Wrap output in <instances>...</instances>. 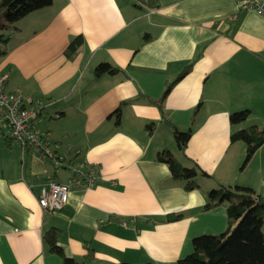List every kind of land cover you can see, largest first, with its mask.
<instances>
[{
	"label": "crops",
	"instance_id": "crops-1",
	"mask_svg": "<svg viewBox=\"0 0 264 264\" xmlns=\"http://www.w3.org/2000/svg\"><path fill=\"white\" fill-rule=\"evenodd\" d=\"M16 27L0 56L7 90L42 98L37 126L79 150L100 178L44 212L40 187L68 173L0 136V264H63L43 245L50 228L77 261L177 264L192 238L226 227L224 205L201 210L209 190L242 187L264 198V143L243 164L245 144L229 140L264 125V17L234 0H52ZM101 62L117 72L96 77ZM244 109L247 120L231 125L229 114ZM166 120L190 127L183 153ZM163 150L209 177L185 190L157 160Z\"/></svg>",
	"mask_w": 264,
	"mask_h": 264
},
{
	"label": "trees",
	"instance_id": "trees-1",
	"mask_svg": "<svg viewBox=\"0 0 264 264\" xmlns=\"http://www.w3.org/2000/svg\"><path fill=\"white\" fill-rule=\"evenodd\" d=\"M146 1V0H143ZM52 0H0V56L4 53V46L9 39V33L17 31L16 23L28 14L51 5ZM78 36L67 45L65 53L68 57L76 52L80 46ZM189 70L187 65L178 74L177 79ZM117 69L108 62H101L95 66L93 74L99 77L104 74H114ZM167 86L161 97L169 92ZM250 114L248 109L229 114L231 125L245 122ZM172 128L173 139L177 149L184 152L191 136L190 127L184 131L177 129L169 121H165ZM231 143L241 141L245 144L243 164L249 161L254 152L264 143V125L247 126L230 134ZM157 160L167 165L171 178L183 183L185 190L199 188L198 177H209L195 162L190 167L181 165L168 150L157 154ZM237 194L226 187L212 189L206 193L203 211L224 205L226 212V227L218 234H203L192 238V251L177 261V264H264V198L253 196L251 191L242 187H235ZM181 216L165 217V221L178 220ZM58 231L50 228L43 232L42 242L47 251L61 258L63 264H89V259L77 261L68 258L57 242ZM128 264V263H121ZM150 264V263H145Z\"/></svg>",
	"mask_w": 264,
	"mask_h": 264
},
{
	"label": "built area",
	"instance_id": "built-area-1",
	"mask_svg": "<svg viewBox=\"0 0 264 264\" xmlns=\"http://www.w3.org/2000/svg\"><path fill=\"white\" fill-rule=\"evenodd\" d=\"M234 1L241 11H253L264 17V0ZM7 78L6 73H0V136L21 151L28 149L48 161L53 170L68 173L66 182L47 177L36 197L42 211H58L67 202L71 190L97 185L98 167L86 159H79L81 152L69 143L53 140L48 131L41 130L36 121L44 108L43 99L23 95L18 90H7Z\"/></svg>",
	"mask_w": 264,
	"mask_h": 264
},
{
	"label": "rangeland",
	"instance_id": "rangeland-1",
	"mask_svg": "<svg viewBox=\"0 0 264 264\" xmlns=\"http://www.w3.org/2000/svg\"><path fill=\"white\" fill-rule=\"evenodd\" d=\"M11 33H13V32H10L9 34H11ZM236 194H237V192H235ZM262 232H263V234H264V221H263V226H262Z\"/></svg>",
	"mask_w": 264,
	"mask_h": 264
}]
</instances>
